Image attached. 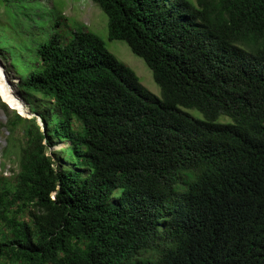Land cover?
I'll return each instance as SVG.
<instances>
[{
	"label": "trees",
	"instance_id": "16d2710c",
	"mask_svg": "<svg viewBox=\"0 0 264 264\" xmlns=\"http://www.w3.org/2000/svg\"><path fill=\"white\" fill-rule=\"evenodd\" d=\"M91 1L163 100L56 23L18 77L43 126L2 103L18 172L0 175V264H264V0ZM38 7L0 0V19Z\"/></svg>",
	"mask_w": 264,
	"mask_h": 264
},
{
	"label": "rangeland",
	"instance_id": "374dc122",
	"mask_svg": "<svg viewBox=\"0 0 264 264\" xmlns=\"http://www.w3.org/2000/svg\"><path fill=\"white\" fill-rule=\"evenodd\" d=\"M13 4L15 0H10ZM39 1V7L36 9L37 18L29 19V17L16 18L10 17V13L6 12L4 17L10 21L9 24H4L0 19V53L3 51L8 56V63L13 69H10L9 64L2 59L4 70L9 68L11 70L9 80H16L19 78L25 80L29 74L39 69V58L37 50L42 42L48 38L49 33L57 30L56 23H62V33L70 37L74 31L85 29L97 35L105 44L106 48L120 61L123 62L128 68L133 70L139 77L141 84L154 96L163 100L160 87L155 81L154 75L143 59L136 56L124 41L111 40L109 37L108 18L103 11L97 7L91 0H35ZM5 3L4 5H6ZM13 7V6H12ZM15 7V6H14ZM7 9V8H6ZM2 20L5 21L4 18ZM19 77V78H18ZM14 91L20 95L21 99L25 101L28 110L25 111L22 103H14L10 101L0 84V91L4 94L6 103L0 95V175L5 178H14L18 172V158L15 149H12L7 157H4V149L8 145L10 132L6 128V124L10 117L13 116L12 112L6 113V106L13 111L16 107L21 108V113L31 112L30 105L40 107L43 100L38 96H30L26 100L18 88V84L14 85ZM21 105V106H20ZM12 108V109H11ZM26 109V108H25ZM16 111V110H15ZM19 113V111H17ZM188 113L196 119H203V115L194 109H189ZM27 118H37L41 121V116L37 114L28 115ZM220 123H231L229 117H220ZM40 123V122H39ZM21 130L15 132L13 138L14 143L20 142ZM69 146L68 143L57 144L52 151L65 156L63 152Z\"/></svg>",
	"mask_w": 264,
	"mask_h": 264
},
{
	"label": "bare ground",
	"instance_id": "6f19581e",
	"mask_svg": "<svg viewBox=\"0 0 264 264\" xmlns=\"http://www.w3.org/2000/svg\"><path fill=\"white\" fill-rule=\"evenodd\" d=\"M9 81L10 80L5 76V72L3 70V67L0 65V84H1V87H2V89L4 91V94L6 95V97L10 101L14 102L15 104L23 102L22 103L23 104V108H24L25 111H27L28 110V107H27L28 104H26L25 101L23 99H21V97L18 94V92L16 93L14 91V88H13L14 85H16V83L17 84L19 83L18 79L15 80V84H10Z\"/></svg>",
	"mask_w": 264,
	"mask_h": 264
},
{
	"label": "water",
	"instance_id": "95a60500",
	"mask_svg": "<svg viewBox=\"0 0 264 264\" xmlns=\"http://www.w3.org/2000/svg\"><path fill=\"white\" fill-rule=\"evenodd\" d=\"M0 65L3 67L1 59H0ZM3 70H4V68H3ZM4 72H5V70H4ZM5 76L8 78L6 72H5ZM9 82H10V84H15V81H14V80H10ZM11 109H12V108H11ZM12 110H15V109H12ZM18 114H19L20 116H22V117H25V116L22 115L20 112H19ZM24 114H25L26 116H28V115H32V112H29V111H28V112H24ZM39 122H40V121H39ZM40 124H41V126H43L42 122H40Z\"/></svg>",
	"mask_w": 264,
	"mask_h": 264
},
{
	"label": "built area",
	"instance_id": "2783aa9c",
	"mask_svg": "<svg viewBox=\"0 0 264 264\" xmlns=\"http://www.w3.org/2000/svg\"><path fill=\"white\" fill-rule=\"evenodd\" d=\"M40 121V120H39ZM41 122V121H40Z\"/></svg>",
	"mask_w": 264,
	"mask_h": 264
}]
</instances>
